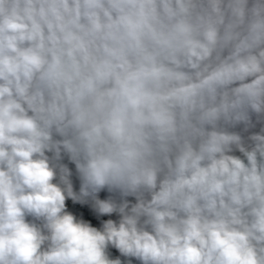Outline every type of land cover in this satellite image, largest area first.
<instances>
[{"label":"clouds","instance_id":"1","mask_svg":"<svg viewBox=\"0 0 264 264\" xmlns=\"http://www.w3.org/2000/svg\"><path fill=\"white\" fill-rule=\"evenodd\" d=\"M0 264H264V0H0Z\"/></svg>","mask_w":264,"mask_h":264}]
</instances>
